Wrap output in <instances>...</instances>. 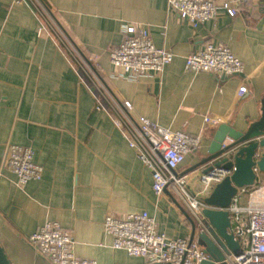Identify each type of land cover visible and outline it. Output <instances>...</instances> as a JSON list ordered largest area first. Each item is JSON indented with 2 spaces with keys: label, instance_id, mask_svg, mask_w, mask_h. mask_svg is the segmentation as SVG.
I'll use <instances>...</instances> for the list:
<instances>
[{
  "label": "crops",
  "instance_id": "obj_1",
  "mask_svg": "<svg viewBox=\"0 0 264 264\" xmlns=\"http://www.w3.org/2000/svg\"><path fill=\"white\" fill-rule=\"evenodd\" d=\"M35 5L49 10L73 55L109 99L129 103L130 117L199 136V147L176 169L196 192L202 167L195 166L216 127L204 116L245 130L260 115L264 0H251L238 15L220 13L196 28L171 15L166 0H0V245L9 263L51 264L27 236L55 221L71 231L80 258L146 264L111 246L102 226L107 212L146 211L171 238L190 237L191 221L166 192H153L150 171L108 109L96 107L90 81H80L72 59L41 28ZM129 22L144 24L153 44L173 54L159 77L133 82L110 75L108 50L121 41ZM207 42L226 44L242 62V73L225 77L185 70V57ZM241 85L247 90L238 96ZM8 143L33 149V160L42 167L39 179L20 187L13 173L1 170Z\"/></svg>",
  "mask_w": 264,
  "mask_h": 264
},
{
  "label": "built area",
  "instance_id": "obj_2",
  "mask_svg": "<svg viewBox=\"0 0 264 264\" xmlns=\"http://www.w3.org/2000/svg\"><path fill=\"white\" fill-rule=\"evenodd\" d=\"M166 1L171 15L196 28L216 19L220 13L229 17L238 15L241 8L251 0ZM35 9L41 19V28H45L47 34L55 38L59 48L71 56L77 72L81 74L80 81H90L91 85L88 86L96 107L108 109L129 147L150 171L153 192L158 196L166 192L194 223L197 232H205L211 237L201 214L202 208L206 206L203 198L231 171L215 168L201 173V187L196 192L189 191L185 176L177 173L176 169L186 154L199 147V136L162 127L143 117H130L127 112L129 103H113L97 78L66 46L60 32L43 10L38 6ZM121 33V41L108 50L109 63L113 69L110 75L133 82H139L143 77H159L163 66L171 61L173 54L153 44L144 24L129 22L124 25ZM184 67L194 74L210 72L225 77L240 74L243 70L242 62L226 44L213 42H207L202 48L190 52L185 57ZM246 90L244 85L239 86L237 95L242 96ZM220 121L217 116H204L206 124L217 125ZM260 154V149H256L253 158L259 159ZM33 155L30 146L8 143L2 153L1 170L7 169L13 173L16 184L22 187L41 176L42 167L33 160ZM253 170L256 173L254 183L238 188L225 208L230 221L229 230L239 243V253L224 254L226 264H264V172L259 171L256 165ZM102 226L104 233L111 236L113 248L142 258L146 264H200L207 258L196 239L190 240L187 236L168 237L159 231L155 218L146 211L124 215L107 212ZM27 241L51 264H96L94 260L80 258L75 254L71 231L55 221L44 222L27 236Z\"/></svg>",
  "mask_w": 264,
  "mask_h": 264
},
{
  "label": "water",
  "instance_id": "obj_3",
  "mask_svg": "<svg viewBox=\"0 0 264 264\" xmlns=\"http://www.w3.org/2000/svg\"><path fill=\"white\" fill-rule=\"evenodd\" d=\"M256 149L261 151L257 160L253 158ZM254 165L259 171L264 172V96L261 99L259 117L245 130H238L226 123L216 125L205 155L195 166L202 167L201 173H207L215 168L231 171L203 198L206 206L202 208L201 214L211 237L205 232H197L191 221L190 240L196 239L207 254V258L200 264H226L224 254L239 253V243L234 233L229 230L230 221L225 208L238 188L254 183L256 178ZM0 264H10L1 245Z\"/></svg>",
  "mask_w": 264,
  "mask_h": 264
},
{
  "label": "trees",
  "instance_id": "obj_4",
  "mask_svg": "<svg viewBox=\"0 0 264 264\" xmlns=\"http://www.w3.org/2000/svg\"><path fill=\"white\" fill-rule=\"evenodd\" d=\"M43 10V9H42ZM45 10H47V15H46V17L49 19V21L50 22H52L53 23V20L51 21V18H52V15L49 13V10L47 9V8H45ZM45 10H43V12L45 13L46 11ZM53 19V18H52ZM54 24V23H53ZM55 24H56V22H55ZM56 26V25H55ZM60 33H61V31H59Z\"/></svg>",
  "mask_w": 264,
  "mask_h": 264
},
{
  "label": "rangeland",
  "instance_id": "obj_5",
  "mask_svg": "<svg viewBox=\"0 0 264 264\" xmlns=\"http://www.w3.org/2000/svg\"><path fill=\"white\" fill-rule=\"evenodd\" d=\"M59 34H60V33H59ZM62 38H63V37H62ZM63 41L65 42V44H66V46H67L68 44H67L66 40L63 39ZM68 46H69V45H68ZM69 48L73 51V53H75L74 50H73L71 47H69ZM75 54H76V53H75ZM69 57L71 58V56H69Z\"/></svg>",
  "mask_w": 264,
  "mask_h": 264
}]
</instances>
